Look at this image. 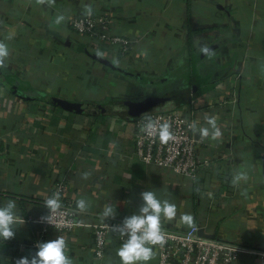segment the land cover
Wrapping results in <instances>:
<instances>
[{
	"label": "crops",
	"instance_id": "1",
	"mask_svg": "<svg viewBox=\"0 0 264 264\" xmlns=\"http://www.w3.org/2000/svg\"><path fill=\"white\" fill-rule=\"evenodd\" d=\"M89 2L92 16L111 13V32L131 41L130 54L140 61L135 74L161 76L180 58L173 71L181 72L174 78L179 84L171 95L191 76L209 86L179 106L170 101L174 109L189 108L198 128L209 127L207 118L216 117L222 133L214 140L196 132L195 152L209 159L212 168L200 169L192 185L168 170L144 165L130 153L133 121L148 113L129 110L115 98L74 100L82 78H72L71 69L93 61L75 51L83 39L71 31L68 21L84 15L83 6ZM58 14L66 17L60 25L55 23ZM218 38L223 44L192 68L187 55ZM0 41L10 53L5 67H0V206L15 200L21 215L35 218L43 212L41 201L48 187L60 179L75 205L81 198L88 202L81 216L101 221L105 206L112 205L115 218L122 219L138 213L142 192L154 191L158 199L177 207L173 221L162 218L172 230L188 227L180 217L190 214L191 225L203 234L252 252L239 254L233 264H264L258 255L264 253V0H56L53 7L35 0H0ZM108 49L105 59L110 61L119 48ZM114 64L125 68L122 61ZM84 73L90 74L86 69ZM16 79L78 108L69 112L45 105L51 113L48 133L33 135L40 127L37 112L42 103L13 96L9 90ZM92 104L103 109L94 110ZM111 147L115 152H109ZM93 165L104 174L98 199L92 192L97 177L90 171ZM237 172H246L248 180L233 186ZM39 229L34 224L16 225L14 240L37 241ZM58 236L66 240L74 264H87L91 241L86 233L69 237L48 230L38 243ZM11 241L0 242L3 264H16L38 251H19ZM112 258L121 264L117 255ZM148 264H155V259Z\"/></svg>",
	"mask_w": 264,
	"mask_h": 264
},
{
	"label": "built area",
	"instance_id": "2",
	"mask_svg": "<svg viewBox=\"0 0 264 264\" xmlns=\"http://www.w3.org/2000/svg\"><path fill=\"white\" fill-rule=\"evenodd\" d=\"M68 25L74 34L82 37V45L88 52L106 58L109 55L108 48L117 46L119 50L113 52L110 58L111 63L122 61L125 65L124 70L134 68L137 65L139 67L140 61H134L133 55L130 54L131 41L111 32L113 25L111 13L91 15L90 17L85 15L74 17L68 21ZM131 70L134 71V69ZM37 113L40 127L34 128L32 134L45 135L48 133L50 110L45 107V104H42ZM19 114L21 113H18L17 116L21 117ZM149 119L153 120L157 126V132L152 134L141 132V127ZM165 122L171 125V131L176 137L175 141H170L167 144L161 143L158 136L159 125ZM190 124H195L198 128V124L191 117V110L185 109L184 105L171 111L139 116L133 121L130 153L144 165L168 170L186 184L192 185L197 179L199 170L202 168L211 170L212 164L209 159H203L196 154V132L190 129ZM109 152H115V148L111 147ZM7 154V151L3 153L5 157ZM90 171L97 174L92 192L98 199V194H101V186L103 187L104 180L102 177L104 174L97 170V165H93ZM67 187L68 185L64 180L54 179L48 187L46 196L41 201L43 212L35 218L23 216L17 210V215L25 221L24 224H34L40 229L37 231V241L21 243L13 238L11 242L17 245L19 251L31 250L37 248L39 238L48 230L64 232L69 237L86 233L91 241L90 247L87 248L86 263L115 264L112 257L116 255L117 250L127 237H122L119 233L113 232L111 227L119 225L124 218L105 219L103 217L101 221H89L86 217L81 216L74 200L66 196ZM57 192L60 194L62 208L59 213L53 214L52 225H50L42 222L40 218L48 215V209L44 206L45 200ZM200 194L208 200L211 199V196L204 191H201ZM130 214H134V211ZM162 225L167 242L163 247H154L156 264H233L239 254L243 252L252 253L234 243L198 235L199 227L195 224L189 225L182 231L172 230L170 224L166 222H162ZM2 241L4 240L0 239V242ZM258 255L264 258V253H258ZM3 257L0 255V264H3Z\"/></svg>",
	"mask_w": 264,
	"mask_h": 264
},
{
	"label": "clouds",
	"instance_id": "3",
	"mask_svg": "<svg viewBox=\"0 0 264 264\" xmlns=\"http://www.w3.org/2000/svg\"><path fill=\"white\" fill-rule=\"evenodd\" d=\"M35 3L40 6L53 7L56 0H35ZM84 15L90 17L93 14V6L89 2L84 4ZM66 17L63 14H58L55 17L57 25L62 24ZM8 46L0 41V67H5V61L9 57ZM209 127L197 128L195 124H190L189 127L194 132H198L202 138L212 139L219 138L222 133L217 126L216 117L210 116L206 120ZM141 132L152 134L157 132L156 123L149 119L141 127ZM158 136L161 143L167 144L170 141H175L176 137L171 131L169 123H162L158 128ZM87 173L84 174L86 179ZM248 175L246 172H237L232 178V185L237 186L241 181L246 182ZM142 204L138 213L125 217L119 225L112 226L111 229L115 233H119L127 239L122 243L117 250L116 255L119 257L121 264H148L154 259V247H163L166 244V233L163 230L162 218L167 221H173L177 216V207L174 203L168 200H160L157 198L154 191H144L141 193ZM44 206L48 209V215L42 216V222L52 225L53 214L59 213L62 204L60 194L53 193L47 198ZM88 202L81 198L76 202V208L80 213L86 212ZM116 210L112 205H106L102 216L107 218H115ZM180 220L188 225H191L193 217L190 214H182ZM25 221L17 215V204L15 200H9L5 205L0 206V239L6 241L15 237V226L24 224ZM38 251L31 258L22 257L16 261V264H74V261L67 254V242L62 236H58L55 240L36 245Z\"/></svg>",
	"mask_w": 264,
	"mask_h": 264
},
{
	"label": "rangeland",
	"instance_id": "4",
	"mask_svg": "<svg viewBox=\"0 0 264 264\" xmlns=\"http://www.w3.org/2000/svg\"><path fill=\"white\" fill-rule=\"evenodd\" d=\"M178 59L172 63L170 70L168 69L165 71L164 68V74L161 75L162 80L167 79L172 75L171 73L175 70ZM135 68H138V65L134 68H128L126 71L136 73L131 70ZM85 69L88 70L90 74L84 73ZM71 71L72 78L79 80L82 78V81H79V84L77 85L74 100L83 97L86 102L90 103L99 102L100 100H106L108 98H115L128 102H144L150 98L157 103L163 97H169L171 95L170 92L173 91L179 84V79H167L160 81V76H154L150 73L151 71L148 72L150 74H136L140 78L147 79L145 84L141 82L136 83L135 81L128 80L120 74H117L103 66H99L98 64L88 61H86L85 65H81L80 69H71ZM89 79H91V83L88 84ZM149 109L150 113H159L173 110L174 105L172 102L168 101L163 104H154Z\"/></svg>",
	"mask_w": 264,
	"mask_h": 264
},
{
	"label": "water",
	"instance_id": "5",
	"mask_svg": "<svg viewBox=\"0 0 264 264\" xmlns=\"http://www.w3.org/2000/svg\"><path fill=\"white\" fill-rule=\"evenodd\" d=\"M220 8V7H217ZM220 43H222V41H214L212 43H210L208 46H206L204 49H202L197 55L196 57L193 59L194 62H198V61H202L203 59H205L207 56H209L215 49H217L220 46ZM75 51L77 53L83 54L85 57H87L90 61H93L115 73H119L121 75H124L126 77H131L134 78L136 77V75H133L129 72H126L120 68H118L116 65H114L113 63H111L110 61L106 60L103 57H100L94 53H90L88 52L85 47L81 44L76 45ZM195 87H193L192 91L194 92ZM9 92L14 95L15 97L19 98L20 100H24V101H34V102H39L45 105H48L52 108H56V109H61L64 111H73L75 109L78 108V105L76 103H72L69 101H66L64 99L58 98V97H54L52 95H49L47 93L44 92H40V91H34V94L32 96H25L22 94H17L14 92V90L12 88H10ZM122 106L127 107L129 110L131 109H139V112L143 111L144 109H149L151 106H153L154 104H157L153 101V99L148 98L146 101L144 102H128V101H122L119 103ZM198 235L200 236H205L207 238H212V236L210 235H205L202 233L201 229H198Z\"/></svg>",
	"mask_w": 264,
	"mask_h": 264
},
{
	"label": "trees",
	"instance_id": "6",
	"mask_svg": "<svg viewBox=\"0 0 264 264\" xmlns=\"http://www.w3.org/2000/svg\"><path fill=\"white\" fill-rule=\"evenodd\" d=\"M186 40H188V39H186ZM218 41L220 40L219 38L217 39ZM221 41V40H220ZM221 44H223V43H220V45ZM208 46V45H207ZM199 53V52H198ZM197 53V54H198ZM197 54H188L187 56H188V62L190 63V65L192 66V68H194V66L195 65H197L198 63H200V61H198V62H194L193 61V59L196 57V55ZM118 68H120V67H118ZM120 69H122V68H120ZM122 70H124V69H122ZM124 71H126V70H124ZM126 72H128V71H126ZM130 73V72H129ZM181 72H176L175 74H173V75H171L170 77H168L167 79H174V78H177V77H179L181 74H180ZM117 74H119V73H117ZM131 74H133V75H136L135 73H131ZM180 74V75H179ZM121 75V74H120ZM121 76H123V77H125L126 79H128V80H133V81H136V82H138V83H146L147 82V79H144V78H140V77H138L137 75H136V77H134V78H131V77H126V76H124V75H121ZM175 76H177V77H175ZM194 76V75H193ZM19 78H21V76H19ZM159 78V77H158ZM195 78V77H194ZM192 76L189 78V80H188V83H187V88H188V86L190 87V86H194V87H196V89H197V91H196V93L197 92H199L200 91V93L202 92V91H204V90H207L208 88H209V86L208 85H203L201 82L203 81L202 79H198V80H196V79H194ZM160 81H164V80H167V79H161V76H160ZM11 88L14 90V92L15 93H17V94H22V95H25V96H32L33 94H34V91H37V90H35V89H33V88H31L29 85L27 86V85H24V84H21V82H19L18 81V79H16V80H14L13 81V83H12V86H11ZM195 93V94H196ZM194 94V95H195ZM14 96V95H13ZM188 96V95H187ZM185 97V98H183V99H181V98H179V99H173V97H168V96H166V97H163L157 104H163L164 102H168V101H173L177 106H179V105H181V104H183V103H186L187 101H188V99H189V96L188 97ZM90 108H92V109H94V110H100V109H103V106H98V105H96V104H92L91 106H90ZM138 111H139V109H138ZM81 112H83V111H81ZM140 113H142V114H144V113H150V109H144L143 111H141ZM141 114V115H142ZM145 115V114H144ZM94 116V115H93Z\"/></svg>",
	"mask_w": 264,
	"mask_h": 264
},
{
	"label": "flooded vegetation",
	"instance_id": "7",
	"mask_svg": "<svg viewBox=\"0 0 264 264\" xmlns=\"http://www.w3.org/2000/svg\"><path fill=\"white\" fill-rule=\"evenodd\" d=\"M186 85H187L186 83H184V84L182 83L180 88H178L177 91H174V93H173V95H171V97H173V99H179V98L183 99L187 95L189 97H192L196 93L197 89L195 87L194 92H193L192 89L194 86H190V87L188 86V88H187Z\"/></svg>",
	"mask_w": 264,
	"mask_h": 264
}]
</instances>
